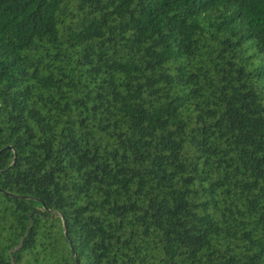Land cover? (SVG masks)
Segmentation results:
<instances>
[{"label": "trees", "instance_id": "16d2710c", "mask_svg": "<svg viewBox=\"0 0 264 264\" xmlns=\"http://www.w3.org/2000/svg\"><path fill=\"white\" fill-rule=\"evenodd\" d=\"M0 264H264V0H0Z\"/></svg>", "mask_w": 264, "mask_h": 264}]
</instances>
